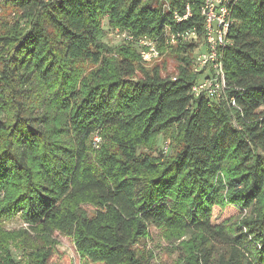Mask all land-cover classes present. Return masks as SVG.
<instances>
[{
  "label": "trees",
  "instance_id": "obj_1",
  "mask_svg": "<svg viewBox=\"0 0 264 264\" xmlns=\"http://www.w3.org/2000/svg\"><path fill=\"white\" fill-rule=\"evenodd\" d=\"M203 2L0 0V264H18L15 251L75 264L56 231L86 263L151 264L137 245L152 228L185 243L181 264H264V0L232 9L220 97L192 91L196 45L165 38L203 37ZM105 21L155 38L177 76L148 70L133 43L109 45ZM216 205L240 218L213 224ZM16 217L25 228L5 231Z\"/></svg>",
  "mask_w": 264,
  "mask_h": 264
},
{
  "label": "built area",
  "instance_id": "obj_2",
  "mask_svg": "<svg viewBox=\"0 0 264 264\" xmlns=\"http://www.w3.org/2000/svg\"><path fill=\"white\" fill-rule=\"evenodd\" d=\"M168 1L164 0L166 5H168ZM236 1L204 0L201 7V13L205 18L203 37H200L196 29L174 32L169 28L166 29L165 38L167 43H194L196 47L204 48L203 51L197 52L192 62L193 72L199 74V78L192 88L195 96L206 93L210 97H220L227 87L219 49L230 43L228 31L233 23L231 12ZM191 12V7L187 4L184 15L175 12V20L180 22L189 17ZM112 30L115 36L126 43H133L138 48L143 62L153 63L161 58L162 53L155 38L147 35L137 36L121 28H113ZM94 140L96 144H99L101 136L95 135ZM165 148L167 149L168 146Z\"/></svg>",
  "mask_w": 264,
  "mask_h": 264
},
{
  "label": "rangeland",
  "instance_id": "obj_3",
  "mask_svg": "<svg viewBox=\"0 0 264 264\" xmlns=\"http://www.w3.org/2000/svg\"><path fill=\"white\" fill-rule=\"evenodd\" d=\"M104 35L103 39L109 45L115 47L119 44H125L126 42L122 39L118 38L114 35L112 28L104 22ZM173 45V44H172ZM176 46L175 44L173 45ZM196 47L194 50L193 57L197 54V52H201L204 48ZM166 49L160 59L156 60L153 63H145L143 61L142 65L146 67L148 70H152L154 67L159 66L161 69V73L163 76L167 77H175L178 74V65L179 60L176 58L174 53H170ZM90 65H86V73L89 71ZM0 116H2L0 114ZM95 141V140H94ZM102 143V138L99 142V145ZM169 144V140H167L164 135L158 137L157 145L159 149H163L166 153L168 150L165 148ZM99 145L95 147L97 148ZM84 207L87 209L89 215L92 214L94 210L93 206L85 204ZM241 215V210L234 205H226L220 206L216 205L213 207V211L211 214V221L213 224H230L236 222ZM26 224L20 217H16L13 220L7 221L3 224V229L5 231L10 232H18L25 228ZM54 239L57 241L59 248L62 251H65L70 258L74 261L75 264H90L84 262L72 242L70 238L61 234L59 231H56L54 234ZM184 239H186L184 237ZM184 245L185 243H181V240H172L169 237H166L159 230L152 228L150 232V236L144 240H142L138 245V250L143 253L147 260L151 262V264H181L180 257L184 254ZM20 253L15 251V256L18 264L21 263Z\"/></svg>",
  "mask_w": 264,
  "mask_h": 264
}]
</instances>
